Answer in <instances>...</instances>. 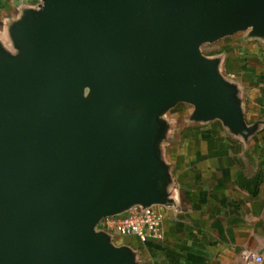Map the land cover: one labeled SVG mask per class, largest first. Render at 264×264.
Returning a JSON list of instances; mask_svg holds the SVG:
<instances>
[{
  "label": "water",
  "instance_id": "1",
  "mask_svg": "<svg viewBox=\"0 0 264 264\" xmlns=\"http://www.w3.org/2000/svg\"><path fill=\"white\" fill-rule=\"evenodd\" d=\"M264 43V0H37L0 31V264H138L99 222L176 206V124L247 143L238 84L201 47Z\"/></svg>",
  "mask_w": 264,
  "mask_h": 264
},
{
  "label": "crops",
  "instance_id": "2",
  "mask_svg": "<svg viewBox=\"0 0 264 264\" xmlns=\"http://www.w3.org/2000/svg\"><path fill=\"white\" fill-rule=\"evenodd\" d=\"M36 1L0 0V31L21 5ZM227 41L210 56H223V74L241 89L247 123L264 121V43ZM174 122L164 156L176 206L161 210L163 239L123 235L114 243L136 251L138 264H251L248 255L264 264V125L243 143L218 121L184 120L182 128Z\"/></svg>",
  "mask_w": 264,
  "mask_h": 264
},
{
  "label": "built area",
  "instance_id": "3",
  "mask_svg": "<svg viewBox=\"0 0 264 264\" xmlns=\"http://www.w3.org/2000/svg\"><path fill=\"white\" fill-rule=\"evenodd\" d=\"M33 1V0H19ZM162 208L153 206L142 210L140 208H131L128 212L117 216L102 219L97 228L104 230L113 237L123 235H134L141 240L160 241L163 239L162 230ZM251 264H262V258L258 255H248Z\"/></svg>",
  "mask_w": 264,
  "mask_h": 264
},
{
  "label": "rangeland",
  "instance_id": "4",
  "mask_svg": "<svg viewBox=\"0 0 264 264\" xmlns=\"http://www.w3.org/2000/svg\"><path fill=\"white\" fill-rule=\"evenodd\" d=\"M245 35H246V32L237 33L230 38L220 40L214 44H205L201 47V51L204 55L210 56L212 54L219 52L222 49V47L226 45V42H228L227 40H234L237 38L243 40ZM191 111H192L191 106L187 104H179L168 113V118L173 121L179 122L182 128V126L184 125L183 121L188 117Z\"/></svg>",
  "mask_w": 264,
  "mask_h": 264
}]
</instances>
